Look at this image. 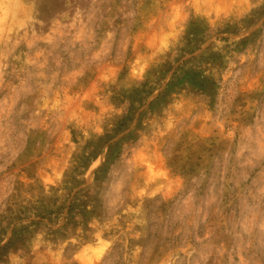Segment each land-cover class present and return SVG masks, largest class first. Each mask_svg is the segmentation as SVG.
Returning <instances> with one entry per match:
<instances>
[{
  "label": "rangeland",
  "instance_id": "374dc122",
  "mask_svg": "<svg viewBox=\"0 0 264 264\" xmlns=\"http://www.w3.org/2000/svg\"><path fill=\"white\" fill-rule=\"evenodd\" d=\"M0 264H264V0H0Z\"/></svg>",
  "mask_w": 264,
  "mask_h": 264
}]
</instances>
